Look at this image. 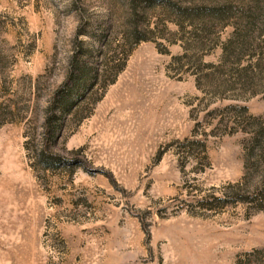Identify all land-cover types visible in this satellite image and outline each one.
Wrapping results in <instances>:
<instances>
[{
    "label": "rangeland",
    "instance_id": "1",
    "mask_svg": "<svg viewBox=\"0 0 264 264\" xmlns=\"http://www.w3.org/2000/svg\"><path fill=\"white\" fill-rule=\"evenodd\" d=\"M0 264H264V0H0Z\"/></svg>",
    "mask_w": 264,
    "mask_h": 264
}]
</instances>
